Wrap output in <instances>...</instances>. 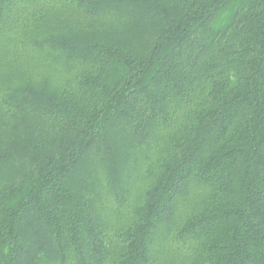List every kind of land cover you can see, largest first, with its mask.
Returning <instances> with one entry per match:
<instances>
[{
	"label": "trees",
	"instance_id": "16d2710c",
	"mask_svg": "<svg viewBox=\"0 0 264 264\" xmlns=\"http://www.w3.org/2000/svg\"><path fill=\"white\" fill-rule=\"evenodd\" d=\"M0 264H264V0H0Z\"/></svg>",
	"mask_w": 264,
	"mask_h": 264
},
{
	"label": "rangeland",
	"instance_id": "374dc122",
	"mask_svg": "<svg viewBox=\"0 0 264 264\" xmlns=\"http://www.w3.org/2000/svg\"><path fill=\"white\" fill-rule=\"evenodd\" d=\"M138 190L139 188L136 186L133 188V198L135 199L137 197V194H138ZM110 226H113V224H111ZM178 263V262H177Z\"/></svg>",
	"mask_w": 264,
	"mask_h": 264
}]
</instances>
